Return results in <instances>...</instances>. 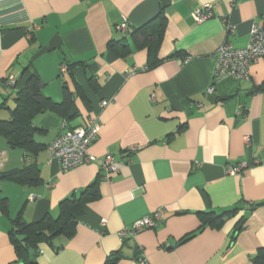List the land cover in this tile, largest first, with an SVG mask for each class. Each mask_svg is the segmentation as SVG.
<instances>
[{"label": "crops", "instance_id": "crops-1", "mask_svg": "<svg viewBox=\"0 0 264 264\" xmlns=\"http://www.w3.org/2000/svg\"><path fill=\"white\" fill-rule=\"evenodd\" d=\"M205 6L212 17L196 23L193 13ZM160 10L159 64L148 70L146 50L129 34ZM263 15L264 0H0V120L10 118L15 92L33 73L43 98L59 104L67 89L76 108L68 121L51 112L33 119L43 146L35 156L0 137V172L35 165L42 181L0 180V264H21L9 237L19 214L26 223L55 217L61 200L92 184L97 197L76 217L75 235L40 244L37 264H103L116 251V264H251L264 249V58L244 80H214L213 72L219 47H246ZM122 19L125 33L116 28ZM123 38L130 53L119 58L107 44ZM12 77L15 89L7 86ZM88 116L101 124L89 153L117 165L108 179L98 162L63 171L47 150ZM241 162L246 167L230 175ZM158 210L155 228L120 236Z\"/></svg>", "mask_w": 264, "mask_h": 264}, {"label": "trees", "instance_id": "trees-1", "mask_svg": "<svg viewBox=\"0 0 264 264\" xmlns=\"http://www.w3.org/2000/svg\"><path fill=\"white\" fill-rule=\"evenodd\" d=\"M163 12L138 29H134L129 35L137 49H145L147 52V67L152 69L159 64L157 52L160 47L165 28ZM127 31V30H126ZM109 52L119 58H125L130 53L127 38L120 41L110 40L107 44ZM78 64H73V66ZM17 83L11 89H15ZM41 84L38 76L33 73L26 80L24 86L14 94V108L9 110L10 118L0 120V137L4 139L11 149H20L30 156H35L43 150V146L34 141L37 131L33 127V119L46 112H51L65 121L70 120L69 112L75 107V97L64 90L63 101L59 104L45 99L40 94ZM262 90L260 88L257 91ZM78 92V91H77ZM82 99V95L80 94ZM4 103L0 104V110ZM0 180H5L20 186L37 187L42 183L35 165L22 169L0 172ZM96 184H92L78 196H70L61 200L58 204V214L53 217L45 214L38 221L26 223L20 214L12 221V229L9 232L10 241L14 247L16 258L21 264H37L38 247L40 244H48L53 247V241L58 237L72 238L76 233V217L81 214L86 203L95 200ZM1 211L6 208V199L0 198ZM203 217H211L212 213L200 214ZM223 215L214 216L208 221L210 225L222 221ZM191 238L185 237L183 241ZM57 251L58 248L54 247ZM120 251L110 253L103 264H116L120 259ZM251 264H264V249H258L251 258Z\"/></svg>", "mask_w": 264, "mask_h": 264}, {"label": "built area", "instance_id": "built-area-1", "mask_svg": "<svg viewBox=\"0 0 264 264\" xmlns=\"http://www.w3.org/2000/svg\"><path fill=\"white\" fill-rule=\"evenodd\" d=\"M196 23H203L212 17L209 6H205L202 10L196 11L192 15ZM127 21L122 19L117 25V30L125 33L127 30ZM229 29H231L229 27ZM264 58V15L259 21L252 25L249 33V41L244 48H235L231 44L225 43L217 50V59L215 70L213 72L214 80H220L227 77H232L237 80H244L248 77L250 66L256 63L259 59ZM61 74L67 73V68H60ZM15 78L9 79L7 86L13 88L15 86ZM213 87L207 90V94H213ZM154 97V96H153ZM108 102L103 101L100 107L104 108ZM65 123H63L64 127ZM101 124L96 120L95 116H88L85 124L80 127L67 129L60 133L56 139L48 146V152L51 158L58 161L63 171L92 163L98 162L101 170L104 173L103 178L108 179L111 173L117 171V165L111 157L106 156L102 159H97L92 156L88 149L89 146L96 140ZM249 143V140H246ZM246 167V164L241 162L234 166H229L227 171L230 175H237ZM29 199H33L30 196ZM162 221V212L158 210L150 217H145L131 224L128 229L123 230L120 236L133 237L137 232L143 229L155 228ZM105 224V221H102Z\"/></svg>", "mask_w": 264, "mask_h": 264}, {"label": "water", "instance_id": "water-1", "mask_svg": "<svg viewBox=\"0 0 264 264\" xmlns=\"http://www.w3.org/2000/svg\"><path fill=\"white\" fill-rule=\"evenodd\" d=\"M75 114H76V108L73 107V108L70 110V112H69V117L71 118V117H73Z\"/></svg>", "mask_w": 264, "mask_h": 264}]
</instances>
